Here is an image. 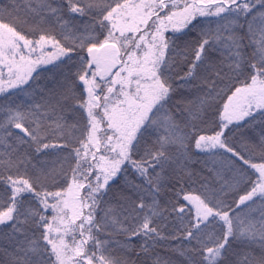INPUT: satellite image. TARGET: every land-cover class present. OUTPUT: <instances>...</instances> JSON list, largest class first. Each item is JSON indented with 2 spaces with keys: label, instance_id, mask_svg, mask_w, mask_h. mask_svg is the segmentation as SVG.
I'll return each instance as SVG.
<instances>
[{
  "label": "snow or ice",
  "instance_id": "obj_1",
  "mask_svg": "<svg viewBox=\"0 0 264 264\" xmlns=\"http://www.w3.org/2000/svg\"><path fill=\"white\" fill-rule=\"evenodd\" d=\"M173 256L264 264V0H0V264Z\"/></svg>",
  "mask_w": 264,
  "mask_h": 264
},
{
  "label": "trees",
  "instance_id": "obj_2",
  "mask_svg": "<svg viewBox=\"0 0 264 264\" xmlns=\"http://www.w3.org/2000/svg\"><path fill=\"white\" fill-rule=\"evenodd\" d=\"M5 2H6V0H5ZM195 167H196L197 169H199V165H196ZM172 259H173L174 261H176L177 264H179V257H178V256H173ZM0 260H2V257H0Z\"/></svg>",
  "mask_w": 264,
  "mask_h": 264
}]
</instances>
